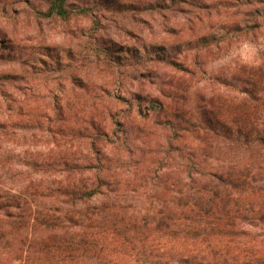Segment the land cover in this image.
<instances>
[{
    "label": "trees",
    "instance_id": "16d2710c",
    "mask_svg": "<svg viewBox=\"0 0 264 264\" xmlns=\"http://www.w3.org/2000/svg\"><path fill=\"white\" fill-rule=\"evenodd\" d=\"M72 1L0 0V166L22 144H53L60 156L51 159L63 160L68 174L55 186L35 180L24 194L0 185V264H65L85 243L97 244L85 231L126 211L118 203L131 192L164 200L153 225L180 243L181 259L211 264L213 236L239 230L247 208L264 219V50L226 73L207 70L264 39V0ZM110 8L133 23L125 35L139 46L104 40ZM76 19L90 26L68 27ZM50 24L75 46L47 44ZM40 48L46 54L32 52ZM132 58L147 65L125 93L114 64ZM54 67L64 68L57 79ZM137 145L146 171L165 165L159 184L114 180V165L129 163ZM40 189L43 199L27 194ZM200 240L207 248L194 247Z\"/></svg>",
    "mask_w": 264,
    "mask_h": 264
},
{
    "label": "rangeland",
    "instance_id": "374dc122",
    "mask_svg": "<svg viewBox=\"0 0 264 264\" xmlns=\"http://www.w3.org/2000/svg\"><path fill=\"white\" fill-rule=\"evenodd\" d=\"M31 2L36 6H42L40 0H31ZM86 2L90 4L92 0L72 1L76 5ZM119 14V11L111 8L109 13L105 14L104 19H101V27L103 26L101 36L104 40L110 38L117 40L120 38L128 46H139L138 44L141 43L139 38L136 39L133 36L125 35V31L133 23L130 22V24L125 26V21L122 22L124 15L118 16ZM71 26L86 28L90 26V22L76 19L69 23L68 27ZM63 29L60 25L50 24L47 27L44 26L43 38L47 44L53 46V49L70 45V43L75 46L71 38L63 33ZM145 35L147 37L148 31H145ZM35 44L33 43L34 46ZM262 50H264V39H259L255 43H244L232 49L222 58L210 63L207 68L208 76L210 73H226L234 63L250 61L257 52ZM55 51H53V54L56 53ZM29 52V50L22 51V54L25 56ZM32 52L34 54H46L43 48H40L37 52ZM76 52L77 49H74V53ZM75 57L74 60L82 61V56L79 58ZM52 64L54 66V63ZM145 65H147L145 60L137 61L135 58L126 59L120 65L114 64V70L123 76L121 88L125 93L135 91V82L129 77L135 74L139 77L140 74L145 72ZM52 69L55 71L53 76L56 79L61 75L60 71L64 70L63 67L60 69L54 67ZM57 70L59 72H56ZM159 72L164 73V70L161 69ZM202 86L201 84L199 87L201 88ZM193 93L196 96L195 90ZM140 147L138 145L135 147L134 156L129 157L132 159L129 163L119 162L114 165V180H146L143 184L148 185L159 184L160 180H164L162 172L165 165L163 163L148 171H146L148 169L145 166L146 164L142 166L141 163H136L137 158L135 156L140 154ZM7 149L11 150V147ZM53 149V144L47 147L38 143L30 148H28L27 144H22V146H18L10 154L6 155L5 165L0 166V185L3 186V192L6 194H24L27 189L26 185L35 180L37 183L50 186H55L57 182L66 180L68 174L64 169L63 160L58 158L56 160L51 159L60 156L56 154L58 150ZM153 151L156 150L153 149ZM157 152L161 155L165 154L164 148ZM32 156L37 157V159L32 161ZM122 157L127 158L126 153H122ZM27 194L31 199L35 200L43 199L47 195L42 189H40V193L29 192ZM130 196L131 198L118 203L126 211L114 213L112 221L108 224L85 231L88 237H96L98 239L97 244L89 245V243H85L77 250L79 252L78 256L69 257L65 260V264H194L187 260L185 261L184 258L181 259L177 255V252L182 249L180 243L175 244L176 241L174 242L166 232L156 229L153 225V217L160 210L164 200L156 202L153 198H142L139 195H134L133 192L130 193ZM250 201V198L245 199L246 203ZM153 206L155 207L154 209ZM256 214V209L254 210L252 207H250V210L248 208L245 209L241 215L242 223L239 225V230L231 231L227 236H213L210 239L208 248L213 250L212 256L214 258L211 264H248V261H252V264H264V219H259ZM251 240L254 241L252 246L249 245ZM207 243L208 241L201 243L200 240L194 247L204 249ZM14 264H20V262H15Z\"/></svg>",
    "mask_w": 264,
    "mask_h": 264
}]
</instances>
